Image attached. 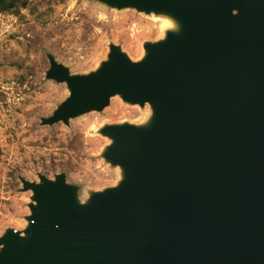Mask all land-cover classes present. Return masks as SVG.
I'll use <instances>...</instances> for the list:
<instances>
[{"label": "water", "instance_id": "water-1", "mask_svg": "<svg viewBox=\"0 0 264 264\" xmlns=\"http://www.w3.org/2000/svg\"><path fill=\"white\" fill-rule=\"evenodd\" d=\"M96 1L177 29L137 60L110 42L82 74L46 53L45 78L68 95L40 124L114 95L150 113L97 128L120 178L84 200L64 172L19 178L29 214L0 235V264H264V0Z\"/></svg>", "mask_w": 264, "mask_h": 264}, {"label": "rangeland", "instance_id": "rangeland-1", "mask_svg": "<svg viewBox=\"0 0 264 264\" xmlns=\"http://www.w3.org/2000/svg\"><path fill=\"white\" fill-rule=\"evenodd\" d=\"M160 17L96 0H27L15 12H0V235L26 224L31 192L21 189V177L36 181L38 174L52 179L64 172L80 200L114 185L120 170L101 157L110 140L97 128L137 124L150 113L148 104H128L114 95L101 111L41 125L40 118L68 95L65 83L45 78L46 53L72 74L96 68L110 42L137 60L142 43L159 37Z\"/></svg>", "mask_w": 264, "mask_h": 264}, {"label": "trees", "instance_id": "trees-1", "mask_svg": "<svg viewBox=\"0 0 264 264\" xmlns=\"http://www.w3.org/2000/svg\"><path fill=\"white\" fill-rule=\"evenodd\" d=\"M26 5L27 0H0V12H15Z\"/></svg>", "mask_w": 264, "mask_h": 264}, {"label": "bare ground", "instance_id": "bare-ground-1", "mask_svg": "<svg viewBox=\"0 0 264 264\" xmlns=\"http://www.w3.org/2000/svg\"><path fill=\"white\" fill-rule=\"evenodd\" d=\"M161 20H160L159 25H158L159 31H160L159 37L162 36L164 31L167 29H169V30H176L177 29V23L174 21L173 18L162 17Z\"/></svg>", "mask_w": 264, "mask_h": 264}]
</instances>
